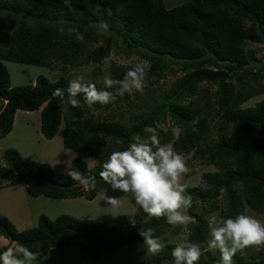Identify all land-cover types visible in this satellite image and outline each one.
<instances>
[{"label": "trees", "instance_id": "trees-1", "mask_svg": "<svg viewBox=\"0 0 264 264\" xmlns=\"http://www.w3.org/2000/svg\"><path fill=\"white\" fill-rule=\"evenodd\" d=\"M69 4L66 6L65 0H0V140L12 131L17 111L39 110L40 133L46 140L53 139L62 127L64 148L98 161L93 169L81 158L71 163L85 175L97 177V191L64 188L76 182L46 163L24 159L15 149L2 154L0 190L23 184L32 197L92 200L105 188L107 195L121 198L126 194L113 191L99 178L101 165L111 152L126 149L133 134L147 135L145 126L163 124L169 117L181 130L172 142L175 149L184 156L194 153L193 157L199 156L214 168L202 174L200 186L186 189L193 196L189 214L198 221L186 225L189 239L199 242L202 251L207 249L205 215L219 210L217 199L222 194L225 209L219 211L224 217L240 214L244 205L264 214V99L254 107L239 108L252 95L247 86L258 85L254 93L264 89V51L259 59L245 50L254 32L264 46V0H189L171 9H166L163 0H69ZM101 18L109 23L107 33L96 28ZM72 27L83 34V41L68 32ZM112 51L126 58L134 56L137 62L150 61L146 79L158 80L169 64L178 67L182 75L162 94H125L112 105L97 104L88 110L82 95L78 97L80 108L52 96L54 88H67L69 81L63 76L54 82L39 76L34 85L12 88L3 64L7 61L53 71L55 65L73 67L81 59L80 65H94L100 76V66ZM129 66L110 62L106 73L122 79ZM91 83L104 88L103 82ZM204 83L216 87L213 104L239 133L237 138L224 137L206 149L200 147L211 132L212 115L208 101L199 94ZM236 84L241 87L237 91ZM95 111H103L105 116L96 119ZM194 117L198 119L195 125L191 123ZM206 203L210 209L197 213ZM133 215L136 227L129 224L128 217ZM133 215L106 222L66 215L51 220L40 215L36 227L21 232L0 216V236L8 240L6 246L9 239L20 241L41 256L64 246H79L98 260L105 252L143 242L137 235L139 228L152 227L161 237L176 227L164 218L144 224L146 214L140 207ZM174 247L169 243L161 255L137 264H174ZM205 253L198 264H218L219 256L209 250ZM237 253L235 264H264L263 249L254 256Z\"/></svg>", "mask_w": 264, "mask_h": 264}, {"label": "clouds", "instance_id": "clouds-1", "mask_svg": "<svg viewBox=\"0 0 264 264\" xmlns=\"http://www.w3.org/2000/svg\"><path fill=\"white\" fill-rule=\"evenodd\" d=\"M70 7L69 0H65ZM108 15H111L109 10ZM100 32H109L107 20L100 19L96 24ZM59 31L63 33L64 27ZM68 32L74 33L78 41H83L84 36L77 28L72 27ZM104 63L110 66V61L105 58ZM151 68L148 60H138L128 67L122 79H114L110 72L103 77V89H98L94 83L87 82L83 75H76L69 80L67 88H54L53 97L65 99V103L72 108L86 105L88 110L94 106L112 105L118 97L133 93L143 94L146 87V77ZM193 125L198 123L193 118ZM168 132L169 128L163 124L145 126L143 132L147 135L135 133L130 138V143L124 150L113 151L101 165L99 178L113 191L128 195L146 214L143 223L148 224L153 218H164L166 223L175 226L197 224L196 218L189 214L193 204V196L186 189L187 184L181 182L182 177L191 172L183 153L177 151L172 143H161L160 131ZM196 129L193 128V131ZM172 134L179 138L180 129L173 127ZM73 158L75 154L73 153ZM65 174L75 181L77 186L87 190L97 191V177L85 175L77 168L72 167L69 160ZM98 194L101 200L112 208L121 206V198L107 195V189L100 188ZM129 224L136 227L135 216H129ZM210 233L207 240L209 251H218L220 259L218 264H235L233 257L237 252L252 246H264V221L253 215L237 214L234 217L215 215L208 220ZM137 235L142 238L147 246V251L153 256L165 250L166 245L155 234L152 227L139 228ZM204 255L201 244L181 235L180 242L171 250L174 264H198ZM49 257L41 258V253L30 249L20 241H12L5 250L0 251V264H45Z\"/></svg>", "mask_w": 264, "mask_h": 264}, {"label": "rangeland", "instance_id": "rangeland-1", "mask_svg": "<svg viewBox=\"0 0 264 264\" xmlns=\"http://www.w3.org/2000/svg\"><path fill=\"white\" fill-rule=\"evenodd\" d=\"M187 1L189 0H163L166 9L174 8ZM253 34L254 37L251 41L246 43L245 50L252 52L257 58L261 59L264 46L258 41L257 33L254 32ZM108 60L110 62L124 65H132L137 62L136 57L130 56L126 58L124 55L116 51L111 52ZM80 61L81 59H79L78 63L73 67L69 64L55 65L53 71L42 66L24 65L7 61H4L3 64L9 73L10 86L12 88L34 85L39 76H44L50 82H54L62 76L69 81L76 75H83L87 82H103V77L108 71L109 65L103 63L100 66L101 73L103 74L97 76L95 73L96 67L94 65H80ZM181 75L182 73L178 67L169 64L163 76L158 80L146 79L144 93L155 91L162 94L168 91ZM257 86L258 85L247 86L250 92H252V95L247 98L246 101L242 102L239 105V108L245 109L254 107L258 102L264 99V89L259 93H254ZM238 88L241 87L236 84L235 90L237 91ZM200 90L199 94L204 100L208 101L209 112H211L212 115V117L209 118L212 119L211 132L207 137V140L201 144L200 148L206 149L212 147L217 141L224 137L228 139L237 138L239 135L238 131L234 129L227 118L222 117V113L213 104L216 97V87L204 83L201 85ZM93 115L96 119H100L105 116V113L103 111H95ZM163 125L168 127L169 131L164 132L161 130V143H172L175 136L172 134L171 129L177 126L169 119V117L165 120ZM61 129L62 127L53 139L46 140L40 133L39 110L33 112L17 111L12 131L5 138L0 140V165L4 164L2 157L3 152L7 149H15L24 159L46 163L53 171L60 174H65L68 163H70L69 160H71L72 163L76 158L85 160L88 168L93 169L98 162L96 159L64 148L62 144ZM73 153L75 154L74 158L72 155ZM192 155H194V153L185 156L187 166L192 169V171L185 174V178L181 180L182 183L188 185L187 188L200 186L202 182V174L214 170L212 166L210 167L208 164L202 162L199 159V156L195 155L193 157ZM83 189L87 191L85 187H83ZM121 201L122 203L120 207L112 208L101 200L98 193L92 200H87L84 197L63 200L47 198L44 196L32 197L27 194L26 186L20 184L11 187H4L0 190V216H4L10 221L18 232L36 227L40 215H44L51 220H54L58 216L66 215L79 220L106 222L120 215H133L139 207L128 195L122 196ZM197 204H199V202ZM217 204L219 210L225 209L223 194L218 197ZM202 209L208 211L210 205L206 203L203 205V208H197V213L202 212ZM219 210L205 215L209 231L208 239L210 238L208 220L213 215L217 217L222 216ZM240 214L253 215L257 219L264 221V214L249 209L247 205L242 207ZM188 233L189 231L186 226L178 225L161 236L160 239L165 245L170 243L176 246V244L180 242L181 235H188ZM7 242L8 240L6 238L3 236L0 237V247L6 246ZM261 249L264 250V246H252L246 248L243 252L249 256H254ZM207 250L208 248L203 251L204 255L207 254L205 253ZM211 252L212 254L219 256L218 251ZM161 254L162 252L153 256L147 251V246L143 242H135L123 247L117 252H105L98 260L90 258L85 253L83 247L79 246H64L58 250L49 252L45 256H41V258L49 257V259L45 261V264H117V261L119 264H137L150 261Z\"/></svg>", "mask_w": 264, "mask_h": 264}, {"label": "water", "instance_id": "water-1", "mask_svg": "<svg viewBox=\"0 0 264 264\" xmlns=\"http://www.w3.org/2000/svg\"><path fill=\"white\" fill-rule=\"evenodd\" d=\"M60 187H63V186H60ZM78 187H83V186H77L76 183H74L73 185H70V186H68V187H65V186H64V188H70V189L78 188ZM195 202H197V200H196ZM11 240H12V239H11ZM12 241H16V240H12Z\"/></svg>", "mask_w": 264, "mask_h": 264}, {"label": "crops", "instance_id": "crops-1", "mask_svg": "<svg viewBox=\"0 0 264 264\" xmlns=\"http://www.w3.org/2000/svg\"><path fill=\"white\" fill-rule=\"evenodd\" d=\"M1 237V236H0Z\"/></svg>", "mask_w": 264, "mask_h": 264}]
</instances>
